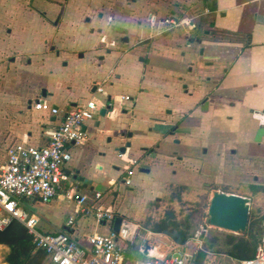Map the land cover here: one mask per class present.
I'll use <instances>...</instances> for the list:
<instances>
[{"label":"crops","instance_id":"1","mask_svg":"<svg viewBox=\"0 0 264 264\" xmlns=\"http://www.w3.org/2000/svg\"><path fill=\"white\" fill-rule=\"evenodd\" d=\"M169 17L183 24L168 30L161 20ZM101 84L113 107L87 123L84 144L70 145L66 172L81 193L94 200L101 192L117 218L140 225L124 264L180 254L208 264L200 240L153 231L164 217L145 221L142 201L157 196L158 205L164 191L178 201L226 158L263 167L255 158H264V0H0V172L10 146H43L62 122L35 101L69 108ZM129 159L140 167L127 185ZM121 181L127 189L119 195ZM65 200L26 198L22 205L38 226L46 223V233L66 232L82 244L114 230L115 222L99 224L71 200L73 207L61 209ZM47 256L41 264L50 263ZM13 257L12 246L0 243V264H14Z\"/></svg>","mask_w":264,"mask_h":264},{"label":"built area","instance_id":"2","mask_svg":"<svg viewBox=\"0 0 264 264\" xmlns=\"http://www.w3.org/2000/svg\"><path fill=\"white\" fill-rule=\"evenodd\" d=\"M95 87L94 97L69 108L50 106V103L40 99L35 101V108L62 116V122L50 133L49 142L43 146L25 142L10 146L7 162L0 172V231L15 221L22 223L31 236L34 248L45 251L50 264H124L126 249L135 243L140 229L139 224L122 219L118 232L93 233L87 236V244H82L66 232H42L37 217L22 205L26 198L49 203L62 197L75 202L81 213H93L99 224L115 222L117 215L102 203V193H96L91 200L88 194L80 192L74 181L68 184L72 178L65 170L72 158L70 145H82L87 141V123L108 104L105 84ZM122 98L129 100L130 96ZM260 115L264 120V113ZM139 167V160H128L127 176L123 179L125 184L132 183L134 169ZM73 223L74 218H71L68 225ZM189 261L188 255L180 254L166 259L150 257L137 264H191ZM239 264H264V237L254 256L241 259Z\"/></svg>","mask_w":264,"mask_h":264},{"label":"rangeland","instance_id":"3","mask_svg":"<svg viewBox=\"0 0 264 264\" xmlns=\"http://www.w3.org/2000/svg\"><path fill=\"white\" fill-rule=\"evenodd\" d=\"M197 13H198V8H196L194 14H196L197 16L198 15ZM194 19L197 18L194 17ZM186 23L185 26H187ZM50 106L53 105L50 104ZM246 159H250V158H240V161H236L237 158H226L225 163H222L221 165L218 163L217 167L215 168L212 167L209 170H207L208 173L204 178V181L200 180L196 182L198 185H194L193 182L192 186H190L189 189L183 192L182 198L179 199L178 201L170 202L167 199L170 195L167 197L164 194L165 191L163 192L162 195L161 193L160 195H158V197L160 198L158 200L159 202L158 205L154 203V201H156L155 198H157V196L153 197V199L148 202H145L146 199L145 200L143 199L142 211L144 212L142 216L145 214V216H143L146 218L145 221L149 218L148 217L149 215L155 218V220H159L163 217L164 219L168 218L169 227L172 231L175 230L176 234L183 233V235H185L188 239H191L190 241H196L195 238L197 237L200 240V242L198 241V246L200 247L202 246L201 249L205 250L210 256V259L208 260L209 262L208 264H239L240 259L234 257H232L233 259H231L230 258L231 256L229 257V255L227 254L229 249V246L227 245V242L229 240L228 235H233L234 236L233 238L236 240L241 239L239 237L246 238L245 241L248 242L249 240H251L249 238L250 235L247 234L249 221L247 225V230L245 232H241L238 234L231 233L219 228L212 227L209 224L208 209L212 194L216 190L223 189L229 192H236L247 195V197L250 198L251 200L250 222L262 221L260 225H261V229L263 230V236H262V240H263L264 158H255L260 163L263 164V167L259 166V163H255L256 160L246 161ZM211 160H209L211 161V163H215L214 162L215 158ZM219 162H223V158H221ZM187 172L190 174L189 176L193 175L192 173L193 171L189 172L187 170ZM200 172L201 171L197 170L196 173L198 174ZM73 181L74 180L71 179L68 182V184H70ZM115 188L117 189L120 195L125 192L127 186L124 185L121 181ZM58 204L59 207L63 210H66L68 206L69 208L73 207L72 205L69 204V201L67 200L59 201ZM45 224H46L45 222L44 224L42 223L39 224V229L42 232H47L48 230ZM242 250H243L242 254L246 256L248 254L249 247L246 246Z\"/></svg>","mask_w":264,"mask_h":264},{"label":"trees","instance_id":"4","mask_svg":"<svg viewBox=\"0 0 264 264\" xmlns=\"http://www.w3.org/2000/svg\"><path fill=\"white\" fill-rule=\"evenodd\" d=\"M251 214L249 218V225L247 234L250 235V239L248 242L245 241L246 238L239 237L241 239H234L233 235H228L229 240L227 245L229 246L227 254L237 258V259H244V258H251L254 256L256 252L257 246L261 243L263 230L261 229L260 223L262 222H255L251 221ZM13 222L10 226L6 229L0 231V243H7L12 246L13 248V259L11 260L14 264H41L42 260L46 257V253L43 250H36L34 251V247L32 244L31 236L28 234L27 229L23 228L18 222ZM22 224V223H21ZM25 227V226H24ZM153 231H164L172 235L176 241L183 242L187 239L183 233H179V235L173 234V231L170 229L168 221L163 219L160 223H156L151 226ZM246 234V235H247ZM248 246L249 251L246 256L242 254L244 247ZM201 257H205V252H200Z\"/></svg>","mask_w":264,"mask_h":264},{"label":"water","instance_id":"5","mask_svg":"<svg viewBox=\"0 0 264 264\" xmlns=\"http://www.w3.org/2000/svg\"><path fill=\"white\" fill-rule=\"evenodd\" d=\"M111 101L112 97L109 96L108 105L99 111L100 115L105 116L108 113V110L113 107ZM131 146L132 142L128 141L126 142V145L122 148H119L118 151L120 154H123L126 152L127 148H130ZM67 173L70 174V172ZM74 178H79V180L85 184L91 182L84 177L74 176ZM250 212V198L234 193H226L216 190L213 192L210 200L208 209V222L212 227L238 234L247 230ZM121 221V218H116L114 231L118 232Z\"/></svg>","mask_w":264,"mask_h":264},{"label":"flooded vegetation","instance_id":"6","mask_svg":"<svg viewBox=\"0 0 264 264\" xmlns=\"http://www.w3.org/2000/svg\"><path fill=\"white\" fill-rule=\"evenodd\" d=\"M184 10H185V12L183 13L184 15L187 14V11H190V9L186 10V8ZM174 18L175 17L163 18L161 22L165 27H167L168 30H172L173 28H177L183 24V22H180L178 18L175 19Z\"/></svg>","mask_w":264,"mask_h":264}]
</instances>
